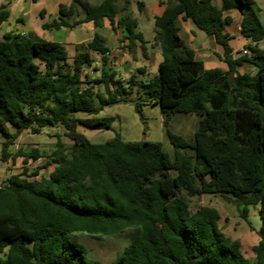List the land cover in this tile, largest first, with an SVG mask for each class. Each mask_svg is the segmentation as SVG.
<instances>
[{
    "label": "trees",
    "instance_id": "trees-1",
    "mask_svg": "<svg viewBox=\"0 0 264 264\" xmlns=\"http://www.w3.org/2000/svg\"><path fill=\"white\" fill-rule=\"evenodd\" d=\"M129 4V3H128ZM84 18L73 21L75 7ZM140 13L144 4L137 5ZM243 15L241 35L249 55L233 57V23L227 13ZM255 0H171L154 19L155 43L162 62L154 79L145 81L139 68L126 81L110 65V49L99 33L76 46L70 63L65 45L35 35L11 31L0 40V170L23 157L25 164L43 158L39 149L11 153L24 131L56 133L55 148L47 156L53 170L39 178V170L10 176L0 186V264H264V23ZM193 23L215 39L224 52L227 71L206 70L180 36L178 18ZM10 17L0 7V26ZM107 20L129 54L140 50L148 58V44L139 23L118 0L91 5L73 0L60 5L59 17L43 25L47 31L75 29L92 22L96 30ZM127 42V44H126ZM101 57L99 77L87 69ZM252 66L254 74L240 73ZM103 86L104 92L95 91ZM134 102L142 115L144 103L158 105L165 116L166 134L175 149L171 158L161 144L126 142L117 133L105 143H92L79 126L112 130L114 118L98 117L105 107ZM176 114L202 116L192 142L173 134L169 121ZM88 116V117H86ZM193 154H189L188 150ZM220 195L243 209L260 206L262 227L249 260L239 240L219 226L220 213L210 206L192 211L190 199ZM250 230L254 228L249 224ZM101 240L125 236L128 244L105 263L91 257L77 235Z\"/></svg>",
    "mask_w": 264,
    "mask_h": 264
},
{
    "label": "rangeland",
    "instance_id": "rangeland-1",
    "mask_svg": "<svg viewBox=\"0 0 264 264\" xmlns=\"http://www.w3.org/2000/svg\"><path fill=\"white\" fill-rule=\"evenodd\" d=\"M257 2L258 6L264 10V0H257ZM133 11L137 14V16H139V11L136 3L133 5ZM10 23L13 24L14 30H20L22 28V26L16 23L14 19H12ZM8 27V25L2 26L0 28V33L6 32ZM230 28L232 29V26H230ZM139 30L145 32V37L147 38V40H149V48H151L152 52H158L160 55V59L162 60L161 49L158 45H155L154 39L152 40L154 36L155 23H150L143 17L140 23ZM98 31H100L105 37L108 38L107 46L111 48V56L109 59L110 65L113 68L117 69V71L119 72V65H121L122 57L121 52H127L125 50V46H122V44L120 43L119 48L116 49V38L112 35H109L105 29H100ZM29 35L33 34L29 33ZM118 35L122 37V30L118 31ZM93 37V32H91L90 30L77 27L73 30L63 28L60 30L45 32L44 36H42L41 38L50 42H56L65 45L69 53L70 63H72V59L75 55L76 49L75 44L81 41H88ZM157 47H159V49H156ZM261 47L264 48V43L261 44ZM136 55L137 53H135L134 55L132 54L131 56L135 58ZM94 58L96 61L100 62L99 65H94L93 67L86 70L87 73L92 77V79L99 77L100 72H96L95 68L97 67L98 69H101L102 65L100 55L94 54ZM244 69L245 70L243 72L254 74L252 67L246 66ZM155 73L158 74V68L156 69ZM129 77L130 76H128V78ZM145 81L149 80L145 79ZM94 90L104 92V87L95 86ZM140 96L141 95L134 94L133 96L127 97V102L111 107H105L103 111L98 115V117L114 118L112 130H93L79 126V132L95 144L105 143L113 139L117 133H119L122 139L126 142L147 141L159 143L161 144L163 151L166 152L171 158H174L175 149L167 137L166 127L164 123L165 116L163 115L161 108L158 105L144 103L141 107L142 115H140L137 112L134 103L138 101L139 98H141ZM201 119L202 116L198 114H176L171 117L168 129L173 134L182 136L188 142H192ZM56 133L62 135V140L68 145H71L72 142L68 138L63 136L62 129H47L39 134H33L30 131H24L16 140L15 145L11 146V153L14 154L20 149H23L24 151L39 149L42 152L43 158L39 159L37 162L32 161L28 164H25L23 157L18 158V160L15 162H13L12 160L8 161L1 167L2 171L0 172V183H4L12 175L23 173L25 167H27L31 172H34L38 169L40 172L39 178L49 176L50 172L53 170V166H47V156H49L55 148ZM0 142H3V137L1 135ZM188 152L189 154H193V151L190 149L188 150ZM189 201L192 211L197 210L201 206H210L216 208L222 215L220 225L225 226V220L227 218H230V223L236 225L237 230L245 234L244 236L246 239H249V236H251V234L249 233L251 231L249 228V224L256 230H259L262 227L259 205L248 207V213L246 215L247 218H245L242 213V208L237 207L235 204L228 203L220 195H203L201 197L191 198ZM77 238L89 248L91 257L101 260L105 263L112 262L116 258L117 254L120 253L128 244V240L124 235L121 237H106L101 240H96L86 235L79 234L77 235Z\"/></svg>",
    "mask_w": 264,
    "mask_h": 264
},
{
    "label": "crops",
    "instance_id": "crops-1",
    "mask_svg": "<svg viewBox=\"0 0 264 264\" xmlns=\"http://www.w3.org/2000/svg\"><path fill=\"white\" fill-rule=\"evenodd\" d=\"M85 1L95 6V5H100L105 0H85ZM170 1L171 0H149V1H146V0H118V6L121 9H125L128 7L132 16L137 18L139 27H140V23L143 17L146 21L150 23H154V19L156 17H160L164 13L167 3ZM212 1L214 5H216L218 8H221L222 0H212ZM139 2L144 4L145 10L142 13L139 12V16H137V14L133 11V5L135 3L138 5ZM255 2L257 3V6H258L257 0H255ZM2 4H8L9 11H10V17L7 22L3 23L0 26V28L5 25L9 26L6 32L0 33V37H1L0 40L3 39L4 34L11 32V31L19 32L22 35H29L30 33V34L35 35L38 38H41L42 36H44L45 32H50V31L44 30L43 25L52 23L54 20H57L59 17L60 5H65L67 7H70L73 4V0H0V7ZM258 8L261 10L260 20L262 21V23H264V10L260 8L259 6ZM227 15L233 18V23L230 25L232 26V29L230 28V26H228L226 28V32H228L230 35L233 36V40L230 42V46L233 49V57L237 58L239 55H242L241 53L242 50H248L246 47L249 44V42L241 35V32H240V27H241L240 25L243 19V15L241 11L239 10H231L227 13ZM84 16L85 15L83 11L81 10V8H79L78 6L75 7L73 21L81 20L84 18ZM12 19H14L16 23L22 26L20 30L13 29L14 26L12 23H10ZM177 22L180 28L181 38L186 42V44L192 50L195 51L197 59L203 63V66L206 70L217 69V68L221 69L222 71L228 70V66L224 61L223 49L219 45H217L213 37L208 36L205 32L197 28V26L193 23L191 19H184L183 16H180ZM78 27L86 28L90 30L91 32H93L94 36L96 33H99L102 37L105 38L106 46H107L108 38L105 37L100 31L96 30L92 22L84 23ZM139 27H138V31L143 34L146 41H149L145 37V34H144L145 32H142V30H139ZM102 29H105L109 35H112L113 37L116 38V41H117L116 49H118L120 46V40L124 37V31L120 28H117L115 31H112L113 29L110 27V24L107 20H105L104 26ZM119 30H122V37L118 35ZM93 39L94 37L88 41L78 42L75 45L77 46L80 44L88 43L92 41ZM153 39L155 41V30H154V36L152 40ZM262 43H264V41L258 44L260 48H262L261 47ZM107 47L109 48V46ZM156 49H159V47H157ZM139 51L140 50H138L135 58L129 55L128 52L126 53L121 52L122 57H121V65H119L120 70L118 72L117 69L115 68L114 69L119 73V75L121 74L120 77L123 80H127L128 76H131L132 74L136 73V71L139 68H146V75L144 79L152 80L157 75L155 71L159 67V64L162 62L163 58L162 60L160 59V55L158 52H152L151 48H149V44H148V55L149 56L147 59L142 57ZM110 56H111V52L108 54L109 59H110ZM246 66L239 67L238 71L240 73H244L243 71L245 70L244 68ZM252 70L255 72V68L252 67ZM32 161L33 160H30L28 163ZM37 161H33V162H37ZM1 171L2 170H0V172ZM29 172L31 171L29 170ZM0 178H1V173H0ZM220 216L221 218L219 221V226L222 228L223 232L228 237L234 240H239L242 244V251L244 255L249 260L254 261L256 256H255L253 249L256 245H258L259 240H260L257 234L258 230L256 229L251 230L249 232L251 234V236H249L250 238L246 239L244 236L245 234H243L242 232H239L236 228V225L230 223L231 222L230 218H227L225 220L226 221L225 226H221L220 225V222L222 219L221 213H220Z\"/></svg>",
    "mask_w": 264,
    "mask_h": 264
},
{
    "label": "built area",
    "instance_id": "built-area-1",
    "mask_svg": "<svg viewBox=\"0 0 264 264\" xmlns=\"http://www.w3.org/2000/svg\"><path fill=\"white\" fill-rule=\"evenodd\" d=\"M241 53H242V55H249L250 52H249L248 50H242ZM99 63H100V62L96 61V63H95L94 65H95V66H96V65L98 66ZM1 185H2V183H0V186H1Z\"/></svg>",
    "mask_w": 264,
    "mask_h": 264
}]
</instances>
